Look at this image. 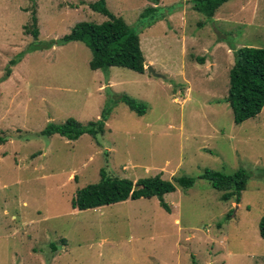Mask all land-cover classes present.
Here are the masks:
<instances>
[{"label": "rangeland", "instance_id": "rangeland-1", "mask_svg": "<svg viewBox=\"0 0 264 264\" xmlns=\"http://www.w3.org/2000/svg\"><path fill=\"white\" fill-rule=\"evenodd\" d=\"M93 1L0 0V264H264V106L236 124L226 100L234 50L264 48V0H228L213 17L193 0H105L162 77L92 70L79 41L45 48L76 22L104 21ZM148 6L159 8L140 17ZM32 10L37 39L23 29ZM121 95L144 103V114ZM107 105L103 134H40L68 118L96 120ZM102 168L133 182L156 174L195 182L163 195L170 212L157 196L73 208L76 190ZM239 168L249 177L238 203L199 177Z\"/></svg>", "mask_w": 264, "mask_h": 264}, {"label": "trees", "instance_id": "trees-1", "mask_svg": "<svg viewBox=\"0 0 264 264\" xmlns=\"http://www.w3.org/2000/svg\"><path fill=\"white\" fill-rule=\"evenodd\" d=\"M157 3L158 0H148ZM228 0H193V9L202 12L207 17H213L216 10ZM88 6L94 12L106 17L100 23L79 21L71 30L57 40L46 43L48 48L52 44H64L70 41H79L86 45L91 52L89 67L92 70L106 69L111 66L124 67L138 73L145 72V57L140 48V39L136 31L132 30L126 21L112 13L105 0L89 2ZM159 6L145 7L140 17L150 15ZM35 10L30 15L29 25H24L26 33H30L34 39L38 37L37 16ZM160 18V17H158ZM42 48V47H39ZM31 47L30 50H36ZM24 55L18 54V58L11 60L12 65L16 64ZM234 61L229 72V88L226 97L230 103L233 114V121L236 124L256 116L264 106V48L243 46L233 52ZM204 62V58H197ZM10 69L6 71L9 75ZM119 99L125 103L129 110L138 115L144 114L146 105L128 95H121ZM110 105L104 107L99 118L83 124L74 118H68L59 125L49 123L41 135L59 134L69 140H76L82 134L88 133L95 137L105 132V122L111 111ZM6 139L0 135V144ZM100 177L97 182L89 183L76 190L71 198L70 204L78 210L101 207L126 199H138L141 197L150 198L157 196L159 204L168 212L169 205L164 201L163 195L173 192L176 185L182 188L193 186L195 178L189 175L174 176L171 179H164L160 174L146 176L133 182L129 178H120L107 175L105 170L100 169ZM200 178L209 181L211 186L221 192L220 199L227 201L234 197L238 203L241 200V193L245 189L249 174L242 168L233 173H225L219 170L204 169ZM137 185V189L133 186ZM258 232L264 239V214L258 223ZM193 264H195L193 262Z\"/></svg>", "mask_w": 264, "mask_h": 264}, {"label": "water", "instance_id": "water-1", "mask_svg": "<svg viewBox=\"0 0 264 264\" xmlns=\"http://www.w3.org/2000/svg\"><path fill=\"white\" fill-rule=\"evenodd\" d=\"M145 68H146L147 71L151 72L154 76L162 77V75L159 74V73H156V72L154 71V69H153L150 65H147ZM137 188H138L137 185H134V186H133V189H134V190L137 189Z\"/></svg>", "mask_w": 264, "mask_h": 264}]
</instances>
